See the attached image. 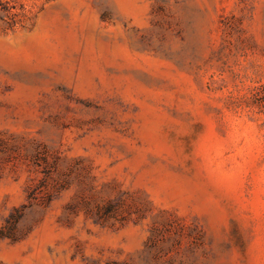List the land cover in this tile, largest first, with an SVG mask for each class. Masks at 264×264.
Segmentation results:
<instances>
[{
    "label": "rangeland",
    "instance_id": "374dc122",
    "mask_svg": "<svg viewBox=\"0 0 264 264\" xmlns=\"http://www.w3.org/2000/svg\"><path fill=\"white\" fill-rule=\"evenodd\" d=\"M0 264H264V0H0Z\"/></svg>",
    "mask_w": 264,
    "mask_h": 264
}]
</instances>
